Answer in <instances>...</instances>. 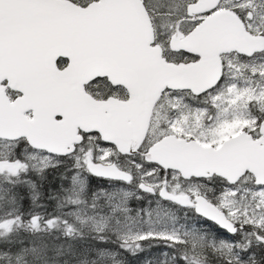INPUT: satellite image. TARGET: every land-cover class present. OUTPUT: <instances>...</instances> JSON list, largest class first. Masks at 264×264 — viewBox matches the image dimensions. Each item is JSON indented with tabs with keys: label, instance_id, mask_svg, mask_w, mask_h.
<instances>
[{
	"label": "snow or ice",
	"instance_id": "obj_1",
	"mask_svg": "<svg viewBox=\"0 0 264 264\" xmlns=\"http://www.w3.org/2000/svg\"><path fill=\"white\" fill-rule=\"evenodd\" d=\"M128 257L264 264V0H0V264Z\"/></svg>",
	"mask_w": 264,
	"mask_h": 264
},
{
	"label": "trees",
	"instance_id": "obj_2",
	"mask_svg": "<svg viewBox=\"0 0 264 264\" xmlns=\"http://www.w3.org/2000/svg\"><path fill=\"white\" fill-rule=\"evenodd\" d=\"M49 211H51V208H49ZM128 259L131 261V264H137L136 258L128 257ZM140 260H143V257L140 258Z\"/></svg>",
	"mask_w": 264,
	"mask_h": 264
},
{
	"label": "rangeland",
	"instance_id": "obj_3",
	"mask_svg": "<svg viewBox=\"0 0 264 264\" xmlns=\"http://www.w3.org/2000/svg\"><path fill=\"white\" fill-rule=\"evenodd\" d=\"M131 205H132V207H139V205L136 204L135 202H133ZM131 205H130V206H131Z\"/></svg>",
	"mask_w": 264,
	"mask_h": 264
},
{
	"label": "flooded vegetation",
	"instance_id": "obj_4",
	"mask_svg": "<svg viewBox=\"0 0 264 264\" xmlns=\"http://www.w3.org/2000/svg\"><path fill=\"white\" fill-rule=\"evenodd\" d=\"M132 206V205H131Z\"/></svg>",
	"mask_w": 264,
	"mask_h": 264
}]
</instances>
